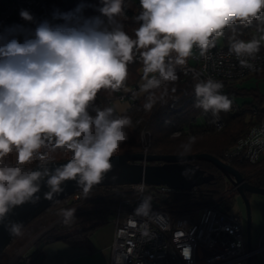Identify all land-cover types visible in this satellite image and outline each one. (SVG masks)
<instances>
[{
    "label": "clouds",
    "instance_id": "1",
    "mask_svg": "<svg viewBox=\"0 0 264 264\" xmlns=\"http://www.w3.org/2000/svg\"><path fill=\"white\" fill-rule=\"evenodd\" d=\"M100 3V15L92 17L83 16L84 4L69 12L54 10L52 20L63 23L38 20L21 9L27 25L0 31V224L10 236L23 234V223L9 220L10 213L26 203L36 205L42 185L48 201L64 192L66 181H75L87 196L113 168L111 159L128 139L125 129L131 119L115 116L111 107H96L93 115L89 106L101 89L115 92L123 87L134 49L143 50L140 91L149 93L143 107L150 111L157 102L151 90L178 79L176 67L185 64L194 46L203 56L227 26L237 21L249 25L264 11V0H140L142 11L135 19L142 23L132 39L116 22L124 0ZM259 50L257 39L230 45L245 67L251 65L244 58H254ZM223 87L212 79L196 83L194 106L214 117L230 111L232 100L222 94ZM195 140L188 138L181 156ZM14 150L16 165L5 163ZM58 151L71 153L66 163L53 162ZM34 158L40 162L35 169L22 167ZM75 211L61 209L62 223L70 224ZM150 212L151 197H145L135 213L147 217ZM181 255L190 259L191 249L183 247ZM124 258L123 253L116 255V264Z\"/></svg>",
    "mask_w": 264,
    "mask_h": 264
},
{
    "label": "trees",
    "instance_id": "2",
    "mask_svg": "<svg viewBox=\"0 0 264 264\" xmlns=\"http://www.w3.org/2000/svg\"><path fill=\"white\" fill-rule=\"evenodd\" d=\"M60 2L53 3L49 9L41 12L36 18L38 20L48 19L54 22L52 20V13L60 6ZM77 5L79 4L71 1L61 12L72 11ZM100 6V0H86V5L82 12L83 16L92 17L100 15L97 11ZM141 11L139 4L134 0H124L123 14L116 18V22L122 26L123 30L132 39L136 38L135 30L142 23L135 19ZM57 21L58 23H63L62 20ZM261 34H264V11L256 19H253L249 25H244L237 21L235 24L223 29V34L220 36L222 40L220 46L230 49L233 40H260ZM263 49L264 45L260 40L259 51ZM141 51L143 50H133V61L127 66L128 76L120 90L113 92L111 89H101L97 93L96 99L89 106V112L91 114L95 115L94 108L100 107L101 105L104 108H112L109 102L117 100L121 90L133 87L141 82L143 79V63L140 58ZM176 74L178 77L176 81L162 82L160 88L153 90L155 91L154 94L157 102L150 111L144 109L143 105L147 102L144 99H139L136 106L132 108L128 107L122 114H117L114 111L115 116L129 117L131 119V125L125 129L128 139L120 145L113 155L139 153L140 147L142 146L135 136L144 129L150 132L146 136V141L150 142V152L152 154L180 155L182 152L181 146L188 141L190 136H195V143L191 145V151L186 155L207 153L223 161L224 151L230 148L239 137L243 136L253 123L249 116L251 107L257 108L258 118L264 121V94L259 89L240 86L239 83L241 81L238 83L233 82L226 87V92L231 96V99L248 98V100L242 101L239 104L241 106L240 113L231 115V113L222 111L221 115L224 119L225 126L221 131H216L212 126L210 114L194 106L196 100L194 86L198 83L197 79L182 75L180 69L177 68ZM251 77H257L263 80L264 72L254 74ZM137 109L139 110L138 112ZM187 128H190V135L184 133L178 138L171 137L173 131ZM70 156L71 153L65 154L58 151L54 154L53 162L68 160ZM4 162L16 165V151L14 150L4 157ZM39 163V160L34 158L31 162L22 165V167L31 169ZM232 163L231 166L250 184L255 185V180L258 181L264 177V157L254 164L238 161H233ZM192 164L202 170L205 175H214V178L190 191H172L168 200L163 203L167 208L174 209V211L176 208L184 210L197 208L208 200H222L227 195L225 188L230 184L213 164L206 161H193ZM77 193L82 196L81 200L83 201V205L75 212V219L68 225L62 223V220L59 221L48 229L37 240L39 242L36 241V244L42 241L61 240L74 246H87L88 234L98 223H102L106 219V216L111 212L110 208L133 197V193L124 189L122 186L92 187L87 193V196L82 191H78ZM249 195L247 194V196ZM71 197L72 195L66 200L54 203L51 207L32 219L22 229L23 234L15 237L12 244L16 241L23 244L30 241L37 234L38 224L54 217L59 208L74 205V201L70 200ZM93 219L94 222H92ZM6 254L5 249L0 255V259ZM36 254L34 252L30 256L31 261L34 260ZM253 264H264V253L256 257L253 260Z\"/></svg>",
    "mask_w": 264,
    "mask_h": 264
},
{
    "label": "built area",
    "instance_id": "3",
    "mask_svg": "<svg viewBox=\"0 0 264 264\" xmlns=\"http://www.w3.org/2000/svg\"><path fill=\"white\" fill-rule=\"evenodd\" d=\"M60 1L5 0L0 5V31L14 24L27 25L19 15L21 9L28 10L37 17L53 3ZM72 2L86 5V0ZM262 36L264 34H261L260 38ZM244 59H247L251 67L242 66L230 49L217 46L215 43L203 56L200 49L194 46L190 63L179 69L182 75L195 77L198 83L208 79L222 82L224 85L221 89L222 94L231 99L226 92L228 84L238 83L254 74L264 72V49L256 53L254 58ZM143 82L142 79L139 84L121 90L117 100L127 101L131 108L136 106L137 101L145 93L140 91ZM99 108L104 107L101 105ZM240 112L241 106L232 100L231 110L227 113L234 115ZM207 113L212 118L213 128L221 131L225 126L221 112L217 117L211 112ZM249 116L253 123L248 131L223 153L222 162L229 166L233 161L254 164L264 156V121L258 118L256 107H251ZM176 133L179 135H175ZM184 133L190 135V128L175 130L171 137L178 138ZM122 187L131 191L133 197L110 208L114 235L108 264H116L115 256L121 253L125 254L122 264H253V260L264 252V230L254 241L250 239L248 248L240 216L224 214L221 200H208L199 208L187 210L176 208L174 211L163 205L173 191L166 186L140 183ZM145 197H151L150 216H138L135 209ZM70 200L74 201L70 208H75L76 211L83 205L81 195L78 193L73 194ZM183 247L191 249L188 260L181 255ZM25 261L29 263L31 257Z\"/></svg>",
    "mask_w": 264,
    "mask_h": 264
},
{
    "label": "water",
    "instance_id": "4",
    "mask_svg": "<svg viewBox=\"0 0 264 264\" xmlns=\"http://www.w3.org/2000/svg\"><path fill=\"white\" fill-rule=\"evenodd\" d=\"M142 161L148 163L141 164ZM193 161H206L213 164L232 185L246 206L245 234L248 248H250L251 215L247 194L264 196V188L250 184L232 166L224 164L218 158L207 154L197 153L190 155H143L142 153H126L113 155L111 163L113 168L106 174L105 179L97 186H123L134 184H148L153 186H166L171 190L190 191L214 178V175H205L202 170L192 164ZM67 160L54 162L66 163ZM38 165L32 167L35 169ZM116 179L113 180L112 177ZM64 192L56 197L55 201L43 198V193L48 191L46 186L41 187L40 201L36 205L26 203L15 208L8 219L23 223V228L35 217L54 203L81 191L75 181H66L63 185ZM3 224H0V255L14 240Z\"/></svg>",
    "mask_w": 264,
    "mask_h": 264
},
{
    "label": "crops",
    "instance_id": "5",
    "mask_svg": "<svg viewBox=\"0 0 264 264\" xmlns=\"http://www.w3.org/2000/svg\"><path fill=\"white\" fill-rule=\"evenodd\" d=\"M4 1L5 0H0V5ZM134 1L139 4L140 9L142 10L140 6V0ZM64 2L65 0H62L60 2V5H62ZM216 45L220 46L218 44ZM193 54L194 47L192 50V55ZM172 55L175 56V53H173ZM190 57L191 56L186 58V62L184 65L190 63ZM184 65H179L176 68L179 69ZM234 100L238 104H240L242 101H246L247 99L242 101H238L237 99ZM111 105L115 113L117 114L124 113L128 108L127 101L114 100L111 102ZM253 196L259 197V200H261L263 203L264 209V197H260L258 195ZM70 207L71 205L65 206L64 209H68ZM111 214L112 213L109 212V214L106 216V219L102 223H98L97 226L88 234L87 246H74L61 240L42 241L41 243L36 244L37 238L34 236L30 241L26 242L23 247L13 249L12 252H10L9 257H7L8 255L3 256L4 260L7 261L6 263L12 262L13 264H108L110 248L114 235V227L111 223ZM234 215L240 216L239 214L235 213ZM256 216L253 217L254 225L252 226H254L256 230H258V228H264V214H262V216L259 218L258 216ZM61 220L62 217L60 216L56 224ZM92 222H94V219L92 220ZM49 227H53L52 224ZM34 252L37 253L36 257L33 261L27 263L25 259L30 257Z\"/></svg>",
    "mask_w": 264,
    "mask_h": 264
},
{
    "label": "rangeland",
    "instance_id": "6",
    "mask_svg": "<svg viewBox=\"0 0 264 264\" xmlns=\"http://www.w3.org/2000/svg\"><path fill=\"white\" fill-rule=\"evenodd\" d=\"M71 1L72 0H65V2L62 5L58 6L55 10L58 9L61 12L62 9L67 7V5ZM213 38H214V41H215L216 44L221 45L222 40H221L220 36L219 37H215L214 36ZM261 42L264 45V40H261ZM239 85L242 86V87H245V88H256V89H259V91L262 94H264V79L260 80L257 77H249V78L241 81L239 83ZM151 91L155 92L153 90H151ZM146 94H147V92L144 95H142L141 99L147 100L149 93H148V95H146ZM246 99L248 100V98H237L238 101H242V100H246ZM138 111L139 110L137 109V112ZM149 134H150V132H148V131L143 129L142 131H140L135 136V138H137L139 140V142H140L139 144L142 146V147H140L141 149H140L139 153H142L143 155H152V152H150V149H151L150 148V142L146 141V139H147L146 136L149 135ZM142 144L144 145L145 149H144ZM145 151H147V152L144 154ZM153 154L159 155L157 153H153ZM163 155H166V154H163ZM144 162L145 161H142L141 163H144ZM227 182L230 185L227 186V188H225V190L227 191V195L225 197H223L222 200H221V201H223L222 212L224 214H227V215L234 214V213L235 214H239L240 217H241V223H242V225L245 228L246 206H245L242 198L237 193H235V191H232L233 185L228 180H227ZM254 183H255L256 186H259L260 188H264V177L261 180H258V181L255 180ZM260 197H264V196H260ZM260 199H262V198H260ZM248 203H249L250 215H251V240L254 241L258 237V235L264 230V228H258V230H256L255 227L252 226V225H254L253 217L256 216V215L258 216V218L261 217L262 214H264V209H263V203H262L261 200H259V197H255L253 195H250V197L248 196ZM197 208H199V207H197ZM61 209L62 208H59L58 211H56V214H55L54 217H51V219H48L46 221H43V220H45V219H43L42 220L43 222L37 225V234L35 236L37 238V240H39L45 234L44 233L45 230L46 229L48 230L50 228L49 226L51 224H52V226H54L56 224V222L58 221V219L60 217L59 212H60ZM37 242H39V241H37ZM23 245H24L23 243H19L18 241H16L15 243L13 242V244L11 242L10 245L8 247H6V252H7L6 255H8L7 257H9V254H10V252H12L13 249H17L19 247H23ZM6 262L7 261L4 260V257H2V259H0V263L1 264H5Z\"/></svg>",
    "mask_w": 264,
    "mask_h": 264
},
{
    "label": "bare ground",
    "instance_id": "7",
    "mask_svg": "<svg viewBox=\"0 0 264 264\" xmlns=\"http://www.w3.org/2000/svg\"><path fill=\"white\" fill-rule=\"evenodd\" d=\"M223 163H224V162H223ZM221 174H222V173H221ZM235 193H236V192H235ZM67 198H68V197H67ZM67 198H64V199H62V200H66ZM60 201H61V200H60ZM58 202H59V201H58ZM50 207H51V206H50ZM48 208H49V207H48ZM64 208H65V207H62V209H64ZM45 210H46V209H45ZM45 210H44V211H45ZM46 231H47V229L45 230V232H46ZM45 232H44V233H45ZM263 253H264V252H263ZM263 253H262V254H263Z\"/></svg>",
    "mask_w": 264,
    "mask_h": 264
},
{
    "label": "flooded vegetation",
    "instance_id": "8",
    "mask_svg": "<svg viewBox=\"0 0 264 264\" xmlns=\"http://www.w3.org/2000/svg\"><path fill=\"white\" fill-rule=\"evenodd\" d=\"M250 196V195H249ZM248 197V196H247Z\"/></svg>",
    "mask_w": 264,
    "mask_h": 264
}]
</instances>
